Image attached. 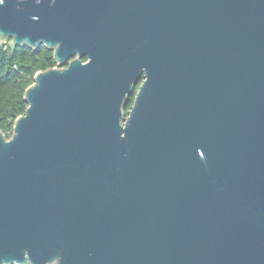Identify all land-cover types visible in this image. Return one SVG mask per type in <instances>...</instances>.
Instances as JSON below:
<instances>
[{"label":"water","instance_id":"obj_1","mask_svg":"<svg viewBox=\"0 0 264 264\" xmlns=\"http://www.w3.org/2000/svg\"><path fill=\"white\" fill-rule=\"evenodd\" d=\"M0 42L75 56L0 131V264H264V0H3Z\"/></svg>","mask_w":264,"mask_h":264},{"label":"trees","instance_id":"obj_2","mask_svg":"<svg viewBox=\"0 0 264 264\" xmlns=\"http://www.w3.org/2000/svg\"><path fill=\"white\" fill-rule=\"evenodd\" d=\"M55 66L52 50L39 46H11L0 42V131L10 138L15 119L24 113L25 89L33 83L36 72ZM132 92L124 107L127 115L133 102Z\"/></svg>","mask_w":264,"mask_h":264},{"label":"flooded vegetation","instance_id":"obj_3","mask_svg":"<svg viewBox=\"0 0 264 264\" xmlns=\"http://www.w3.org/2000/svg\"><path fill=\"white\" fill-rule=\"evenodd\" d=\"M52 56H53V50H52ZM74 57H75V56L68 58V59L66 60L65 64H63V65H61V66H57V64L55 63V67H59V68H61V67L66 66V65L68 64V62H69L70 60H72ZM53 60H54V59H53ZM80 60H81L82 62H86V61H87V57H86V56H81V57H80ZM54 62H55V61H54ZM143 80H144V76H143V73H142V75L139 77V79H138V80L136 81V83L134 84V88H133V91H132V92H134L133 101H134L135 95H136V93H137V91H138V89H139L141 83L143 82ZM132 103H133V102H132ZM130 108H131V107H130ZM128 111H129V110H128Z\"/></svg>","mask_w":264,"mask_h":264},{"label":"snow or ice","instance_id":"obj_4","mask_svg":"<svg viewBox=\"0 0 264 264\" xmlns=\"http://www.w3.org/2000/svg\"><path fill=\"white\" fill-rule=\"evenodd\" d=\"M0 3H3V0H0Z\"/></svg>","mask_w":264,"mask_h":264}]
</instances>
